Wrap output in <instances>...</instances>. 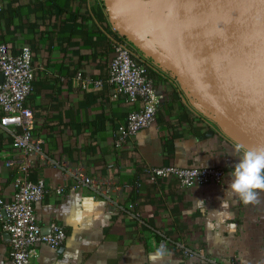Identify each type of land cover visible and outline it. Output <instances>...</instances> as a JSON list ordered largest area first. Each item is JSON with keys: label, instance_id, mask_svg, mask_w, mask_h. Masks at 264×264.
<instances>
[{"label": "crops", "instance_id": "0c3cea01", "mask_svg": "<svg viewBox=\"0 0 264 264\" xmlns=\"http://www.w3.org/2000/svg\"><path fill=\"white\" fill-rule=\"evenodd\" d=\"M176 10L174 0H0V42L11 53L24 46L32 52L33 90L24 107L43 150L112 181L121 190L111 198L119 194L138 215L134 220L112 209L86 188L69 189L57 167L37 168L31 178L44 180L47 189L34 205L37 221L43 233L51 222L59 224L66 238L59 248L37 245L31 264H208L170 249L151 261L163 236L201 249L217 264H264V192L258 191L259 203L248 205L225 193L241 154L237 146H251L195 100ZM118 43L148 70L159 97L153 123L121 147L116 131L136 105L112 101L105 83ZM78 74L102 86L83 89ZM11 141L0 127L4 201L11 200L19 176L6 166ZM163 165L221 168L225 175L219 184L180 189L173 179H149L151 169ZM4 218L0 211V264H9Z\"/></svg>", "mask_w": 264, "mask_h": 264}, {"label": "built area", "instance_id": "2783aa9c", "mask_svg": "<svg viewBox=\"0 0 264 264\" xmlns=\"http://www.w3.org/2000/svg\"><path fill=\"white\" fill-rule=\"evenodd\" d=\"M113 54L105 81L112 87L111 100L136 105L129 112L125 123L116 131L115 143L121 147L153 123L159 97L155 93L154 82L148 70L136 61L124 44H116ZM34 72L29 47L24 46L17 53H11L8 46L0 42V73L3 76L0 84V127L8 131L12 138L10 146L13 155L6 161V166H14L19 173L14 181L15 193L11 200L0 199V211L5 214L2 229L9 236V264H31L37 256V245L59 248L66 238L59 224L51 222L48 233H43L37 221L34 205L42 201L47 193L44 180L31 178L32 172L37 168H59L63 178L70 184L69 189L86 188L94 197L107 201L112 209L138 220L133 204H124L119 194L118 197L111 198L109 193L121 190L115 187L112 181L99 176H89L82 166H72L66 159L57 161L43 150L41 141L31 130V115L24 107L33 90ZM77 79L83 89L102 86V81L91 80L81 74H78ZM17 129L18 132L15 131ZM224 175L225 172L221 168H180L163 165L152 168L149 179H173L178 188L188 189L210 183L219 184ZM64 191L65 188L62 187L55 192L62 196ZM161 245L167 250L181 253L186 258L198 257L208 264H217L207 259L201 249L188 248L168 236H163L158 247Z\"/></svg>", "mask_w": 264, "mask_h": 264}, {"label": "water", "instance_id": "95a60500", "mask_svg": "<svg viewBox=\"0 0 264 264\" xmlns=\"http://www.w3.org/2000/svg\"><path fill=\"white\" fill-rule=\"evenodd\" d=\"M245 29L232 46L231 111L206 97L194 84L198 104L251 148L264 147V0H246ZM188 78L192 75L188 73ZM3 76L0 73V84Z\"/></svg>", "mask_w": 264, "mask_h": 264}, {"label": "rangeland", "instance_id": "374dc122", "mask_svg": "<svg viewBox=\"0 0 264 264\" xmlns=\"http://www.w3.org/2000/svg\"><path fill=\"white\" fill-rule=\"evenodd\" d=\"M226 1L228 2V0H174L177 8L178 26L181 33L184 34V43L187 49V66H189L192 78H195L193 84L209 99L225 105L231 111L232 75L229 76L230 69L229 72L222 70L223 76L216 72L208 51L212 33L210 20L215 19V16L222 12L223 6L227 5ZM237 2L239 0L228 2L230 9L228 17L230 20L235 5L236 12H240V22L243 18L242 13H245L244 3L246 0H241L239 6ZM229 20L228 31L230 29Z\"/></svg>", "mask_w": 264, "mask_h": 264}, {"label": "clouds", "instance_id": "9594fccd", "mask_svg": "<svg viewBox=\"0 0 264 264\" xmlns=\"http://www.w3.org/2000/svg\"><path fill=\"white\" fill-rule=\"evenodd\" d=\"M236 151L241 154L229 174L230 182L225 193L231 192L245 205L259 203L257 190L264 191V147L244 148L238 145ZM220 206L226 209L227 201L221 198ZM168 255L165 246L161 245L149 259L156 261Z\"/></svg>", "mask_w": 264, "mask_h": 264}, {"label": "bare ground", "instance_id": "6f19581e", "mask_svg": "<svg viewBox=\"0 0 264 264\" xmlns=\"http://www.w3.org/2000/svg\"><path fill=\"white\" fill-rule=\"evenodd\" d=\"M233 1L236 2L238 0H233ZM240 1L241 0L237 2L238 6L240 5ZM228 2H230V0H228ZM228 2L226 1L227 5L223 6L222 12L219 15L216 16L214 15L215 19L210 20V23H212L211 24L212 33H211V45L209 46L210 49L208 50L209 58L212 64L214 65L216 72H219L221 76H223L222 70L229 72V69H230L229 76L231 75L230 67H231V59H232V46L235 42H237V40L240 37V34L245 29L244 18L249 8V3L246 1V3H244L245 13H242L243 18L239 22L240 12L239 11H238L239 13L236 12L234 5L233 6L234 9L232 11V15L229 20L228 16L230 14V9ZM228 20L230 23L229 31H228ZM206 53H207V49H206Z\"/></svg>", "mask_w": 264, "mask_h": 264}, {"label": "trees", "instance_id": "16d2710c", "mask_svg": "<svg viewBox=\"0 0 264 264\" xmlns=\"http://www.w3.org/2000/svg\"><path fill=\"white\" fill-rule=\"evenodd\" d=\"M204 94V92H202ZM205 95V94H204ZM206 96V95H205ZM207 97V96H206Z\"/></svg>", "mask_w": 264, "mask_h": 264}]
</instances>
